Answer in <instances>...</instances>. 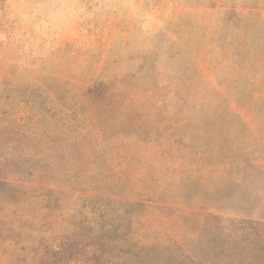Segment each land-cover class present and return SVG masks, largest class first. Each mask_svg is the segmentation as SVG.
Masks as SVG:
<instances>
[{
  "label": "rangeland",
  "instance_id": "1",
  "mask_svg": "<svg viewBox=\"0 0 264 264\" xmlns=\"http://www.w3.org/2000/svg\"><path fill=\"white\" fill-rule=\"evenodd\" d=\"M0 264H264V0H0Z\"/></svg>",
  "mask_w": 264,
  "mask_h": 264
}]
</instances>
